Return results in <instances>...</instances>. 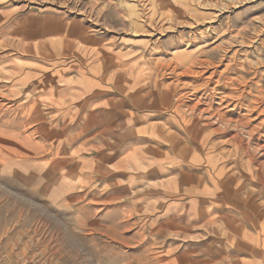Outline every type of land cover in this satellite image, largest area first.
Returning <instances> with one entry per match:
<instances>
[{
	"label": "rangeland",
	"instance_id": "obj_1",
	"mask_svg": "<svg viewBox=\"0 0 264 264\" xmlns=\"http://www.w3.org/2000/svg\"><path fill=\"white\" fill-rule=\"evenodd\" d=\"M217 8L224 11L218 14ZM261 22L264 23V0H152L149 6L144 0H0V57H9V50L11 57L18 62L11 65L17 73L12 72L9 76L11 80L26 84L18 88L21 93L19 100L26 97L27 86H34L35 93L39 94L37 96L44 94V88L50 90L49 82L43 83V80L56 72L59 76L54 78L58 80L53 85H58L59 81L61 87L77 84L87 94L83 96L89 97L107 87L97 71L113 70L115 78L122 74L127 84L129 78L135 80V89L139 87L146 94L144 97L150 106L139 112L141 116L156 113L153 111L156 108V114L161 112L166 115L160 116V119L164 123L170 122L171 125L168 123L165 128L172 127L170 130L173 131L164 134L177 144L172 152L167 145L169 141L158 138L164 149H160L163 151L162 158L157 162L162 169L161 182L156 189L135 188L142 183L140 174L150 169V163L142 161L140 155L127 152L134 149L130 135L119 146L106 150L108 155L115 156L112 162L114 171L126 176L125 179L120 177L115 183L117 186H112L106 177L93 179L94 173L86 177L88 170H84L82 174L89 180H83L84 186L80 191L78 186L62 183L59 167L64 168V161L70 159L64 160V154L59 152L74 148L73 151L81 150V155L92 160L95 153L94 133H79L81 138L67 147V141L74 142L73 137L78 133H43L42 120L36 114L40 113L39 106L34 122L26 121L23 106L15 105L8 111H0V180L16 185L18 190L14 194L17 200L0 202L2 263L145 264V261L151 264L147 259L151 260L159 252V256L164 255V264H171L170 261L176 260L178 254L187 253L186 257L190 260H197L209 253L211 248H219V243H225L227 240L217 233V227L202 228L205 221L200 219V222L194 223L195 216L203 213L206 218L218 211L217 214H220L222 211L216 210L218 204L230 208V215L239 211L236 197L229 196L225 191L223 181L226 179L230 178L229 188L235 189L240 198L252 196L260 189L253 182L251 185L245 182L248 167L244 162L248 159L233 143L225 142L228 140L225 135L197 132L194 115L189 112L186 115L175 113L177 104L187 111L195 99H201L204 108H211L213 113L220 112L222 108L217 97L219 91L213 99L211 94L210 100L209 88L205 85L206 75L201 78L193 74L179 76L178 73L192 65L195 66L192 70L199 72L202 67L207 71L225 70L230 54L224 58V48L214 50L217 43H213L218 40V34L224 39L221 41L229 40L225 47L230 49L229 44L234 46L239 67L247 68L253 62L250 63L253 67L264 70V28H258ZM66 23L69 24L67 32L64 31ZM44 27L50 29L44 32ZM15 30H18V38L11 37L16 35ZM64 33L75 34L76 45L72 44L71 48L62 46ZM45 34L47 36L43 37ZM258 36L257 45L254 39ZM33 37L36 39L34 43H26ZM45 42L49 47L46 57L40 48ZM27 45L35 51L32 58L23 54ZM179 58L184 62L182 65ZM171 66L176 67V74L170 76L164 71L173 69ZM228 66L233 68L228 72L231 76L234 66L238 65ZM91 71H95V75ZM0 74L4 75L3 72ZM1 78L4 79V76ZM169 82H175L170 92L177 98L173 97L170 101L156 99V95L160 97L163 90L161 84ZM193 86L197 87L194 92L191 91ZM152 94L154 99L149 97ZM81 99L82 96L78 95L77 100ZM84 113L87 114L88 110ZM29 117L27 114V119ZM79 118L78 130H81L85 120L81 116ZM166 118L168 120H164ZM30 126L34 129L27 130ZM82 145L85 146L81 148ZM68 155L74 158L71 152ZM210 157L213 159H208ZM48 162L51 165L49 170L44 168ZM174 162L179 166L178 172L173 171L175 175L172 177L166 176L170 174V166ZM119 163L124 165L117 168ZM125 164L132 168H127ZM130 174L131 179H127ZM125 183L134 191L123 190ZM4 189V193H11ZM153 192H157L158 201L149 204L154 198L155 194L150 196ZM75 194L77 197H74ZM145 201L148 208L142 210ZM242 204L245 211L247 206L243 201ZM155 213L161 215L155 219L152 216ZM219 224L220 219H217ZM194 226L201 229H192ZM224 256L227 257V254ZM177 260L172 264H180L181 261ZM183 264H191V261Z\"/></svg>",
	"mask_w": 264,
	"mask_h": 264
},
{
	"label": "crops",
	"instance_id": "obj_2",
	"mask_svg": "<svg viewBox=\"0 0 264 264\" xmlns=\"http://www.w3.org/2000/svg\"><path fill=\"white\" fill-rule=\"evenodd\" d=\"M27 18V17H26ZM28 21V18L26 19ZM65 32L69 30V24H65ZM47 27H44V32L47 31ZM82 32H84V29L80 28ZM14 31V30H13ZM27 32V31H26ZM80 32V31H79ZM31 33V32H27ZM48 35L50 38L52 35L51 32ZM14 36H11L12 38H18V30H15ZM47 36L46 34L43 35V37ZM63 39L61 40L62 46L66 48H71L72 44L76 45V35L75 34H66L64 33ZM75 36V37H74ZM84 36V34L82 35ZM70 37L71 40H73L72 44L67 42V39ZM80 38V37H79ZM39 39V38H38ZM44 39V38H43ZM36 41V39L33 37L32 41L28 40L26 43H31ZM31 45H27L24 48L25 55L30 56L31 58L34 57V49L30 48ZM41 51L43 52L44 56L49 53V47L48 43L45 42L40 45ZM9 57H0V73L3 72V74H0V111H8L11 107L16 106H23L25 107L26 114H23V116H26V121L32 120V122L35 121V115L39 116L42 120V127L44 132L43 133H78L76 136H74V142L67 141L65 146L71 147L73 143H76V141L81 138V135L79 133H94L92 135V139L95 142V146H93V152L94 158L91 160V157H85L84 155H81V150H62L59 152L60 154H64L65 159H70L69 161H64V168L59 167L60 174H61V180L62 183L65 186H69L73 184L75 187H80V191H82L81 187L84 186L83 180L84 174L82 172L84 170H88L85 172V176H90L94 173V176L92 177L95 179V177H106L108 178V181L110 182L112 186H117L115 183L122 177V179H125L126 176L121 175L117 171H114L113 166L115 160L114 155H108L106 151L107 148H112V146H119L123 143V139L125 137L132 136L133 144L132 147L134 148L133 151L130 149L127 150V152H132L131 154L140 155L142 161L149 162L150 164L148 169L147 163H145V168L148 169L144 173L140 174V182H142L139 186H135V188L139 187V189H143L144 187H148L149 189H156L158 186V182H161L160 174L162 167L160 166V163L157 164L159 160L162 158V152L160 149H164V146H162V143L158 141V138H163L164 141L167 142L168 147L170 148V151L173 152V149L176 148L177 144H174L170 139V137L165 136V133H169L168 130H166V126H168V123L162 122L160 119L161 117H165L166 115L162 114L161 112L156 114L158 109H153L156 113H150L147 114L149 116H141L139 112L142 110H145L150 104H148L144 96L146 95L144 91L139 90V87L135 89L134 82L135 80L129 78L128 84L125 83L124 75L119 74V77L115 78L114 71L108 72V71H97V75H100L102 78V81H106V86L104 87L102 91L94 92V94L90 95L89 97L83 96L84 89L81 87H78L77 84H70L72 87H65L66 85H63L64 87H61V81H59L58 85H53L55 80H58L54 78L56 76H59V73H51L50 75H47L44 77L43 83H48L51 87L50 90L48 88H44L46 91H44V94L42 96H37L39 94L35 93L34 86H27L29 89L25 93V98H22L19 100L21 93H19V89L22 85H26L24 82L14 81L11 80V76L13 73L16 72L17 69L13 68L11 69V65L13 62L17 64L18 62L11 57L12 54L8 50ZM5 59V60H3ZM179 63L181 65L184 63L179 58ZM17 66V65H16ZM51 68V67H49ZM92 70V67H91ZM119 71V70H118ZM125 72L126 70H120ZM13 72V73H12ZM49 72V70L47 71ZM141 72V71H140ZM12 73V74H10ZM17 73V72H16ZM92 74L95 75V71H91ZM109 73V74H108ZM129 74V73H128ZM4 76V79L1 77ZM120 77H123L120 79ZM114 78V81L113 79ZM116 80V81H115ZM94 83V81H92ZM92 84V83H91ZM116 84V89H115ZM133 84V86H132ZM19 93V94H18ZM88 93V92H87ZM81 95L82 99L77 100V96ZM87 95V94H86ZM37 96V97H36ZM156 95V99L161 100L160 97ZM150 99H154V95L149 96ZM68 100V101H67ZM163 101H168V99H163ZM67 101V102H66ZM38 106L40 107V113L35 111L38 109ZM88 110V113L85 114L84 112ZM79 112V113H78ZM27 114L30 116L27 119ZM79 114V115H78ZM83 114V116H82ZM22 116V117H23ZM82 117L85 120V125L83 129L78 130L80 118ZM79 119V120H78ZM167 120V118H166ZM75 122V123H74ZM133 122V123H132ZM70 123H72L70 125ZM159 123V124H158ZM122 124H125L123 127ZM156 124V125H155ZM158 124V125H157ZM162 125L163 127H161ZM165 125V126H164ZM171 125V123H170ZM56 127L58 130H56ZM72 127V128H71ZM157 127V128H156ZM68 128V129H67ZM171 128V127H170ZM28 129H34V126H30ZM131 132H134L135 134H132ZM35 133V130L34 132ZM116 136V137H115ZM169 138V139H168ZM168 139V140H167ZM85 145L80 146L81 148ZM138 147L137 150H135ZM142 149V150H141ZM74 154V158L71 159V157L68 154ZM125 154V150L123 152ZM124 156V155H123ZM156 157V158H155ZM134 159L136 157H133ZM132 158V159H133ZM90 159V160H89ZM130 158L128 157V160ZM146 159V160H145ZM167 159V158H166ZM129 162V161H128ZM170 166L173 170L170 168V174L168 173L166 176H173L175 173L178 172V164L176 162L171 163ZM124 163H119L118 167H122ZM127 168H132L131 165L125 164ZM47 170L51 169L50 162L46 163L44 166ZM164 169V168H163ZM177 170V171H176ZM183 170V169H182ZM187 170V169H186ZM174 171V172H173ZM182 172V171H181ZM166 173V172H165ZM131 174L128 175L127 179L130 178ZM144 176V179H143ZM183 177V176H182ZM133 178V177H132ZM89 179H86V182ZM139 183V182H138ZM9 190L11 193H4L5 189ZM123 190L125 191H134L131 186H127V184H123ZM16 185H13L12 183L4 182L0 180V202L3 203L5 201H8V199L13 200L16 197L14 194L17 192ZM155 194V195H154ZM157 192H153L151 195H154L153 200L149 201V204L151 202L158 201V197L156 196ZM166 194V193H165ZM81 194H78L80 196ZM74 197H77L75 194ZM17 200V199H16ZM153 204V203H152ZM147 202L145 201V204L141 206V209H147ZM222 210L220 214H209V217H214L216 215L226 216V217H236L240 218L239 211L234 212V215H230L231 211L230 208H225L224 204L220 205L218 204L216 207V210ZM226 211V212H225ZM189 213V212H188ZM224 213H227L226 215ZM160 213H155L152 216L158 218ZM161 215V214H160ZM170 215V213H169ZM168 215V216H169ZM165 216L164 218L168 217ZM196 217H200V215L195 216L194 223H197ZM190 219H192V216H189ZM163 220V218H162ZM200 222V221H199ZM195 227V226H194ZM249 232L255 233L252 229H248ZM218 233V232H217ZM221 234V233H218ZM222 239L227 240L225 236L221 235ZM171 244V243H169ZM224 244L226 247H224ZM228 244V245H227ZM214 246V244L212 243ZM211 245V246H212ZM219 248L216 247L215 249L211 248V251L203 254L201 258H198L197 260H190L188 257H186L188 254L184 253L182 255L178 254L176 260L181 261L180 264L188 263L191 261V264H198L203 262L204 264H238L239 262H244L242 264H249L253 260L252 255L250 253L241 251L240 249H237L234 246H231V243H228V240L225 243H219ZM173 247V245H172ZM224 247V248H223ZM158 247H156V250ZM226 252H224V250ZM238 251V252H236ZM158 252V251H157ZM178 252V251H177ZM184 252V250H183ZM159 253V252H158ZM156 253L155 257H153L151 260L147 259L149 263L151 264H164L166 261L164 260V255L159 256V254ZM225 253L227 254V260L225 259ZM242 253L241 255H239ZM158 254V255H157ZM245 254V255H244ZM168 257V255H167ZM198 257V256H197ZM233 258V259H231ZM224 259V260H223ZM140 261L143 259H139ZM174 260V261H176ZM139 261V262H140ZM174 261H170L174 263ZM221 262V263H220ZM146 264V262L144 261ZM0 264L2 263V260L0 259ZM143 264V263H141Z\"/></svg>",
	"mask_w": 264,
	"mask_h": 264
},
{
	"label": "bare ground",
	"instance_id": "obj_3",
	"mask_svg": "<svg viewBox=\"0 0 264 264\" xmlns=\"http://www.w3.org/2000/svg\"><path fill=\"white\" fill-rule=\"evenodd\" d=\"M151 2H152V0H144V3H147L148 6H149V3H151ZM216 11L218 14H221L224 10H223V8H219ZM216 14H215V16H216ZM154 16H155V14H154ZM208 19H210V18L208 17ZM208 19H206V20H208ZM202 20H204V19H202ZM196 22H197V20H196ZM258 28H260L262 30L264 28V23L261 22L260 25L258 26ZM245 30H246V28H245ZM208 31H211V28H208ZM217 36H218V40L215 39L216 41H214V43H213V44L217 43V45L214 47V50L219 51V50L224 48V55H223L224 58L226 57V55L228 57V54H230L229 59H228L229 61H228V63H226L227 65H224L225 70L218 72L216 69H212V70L208 69V71H207V70H205V67H202V69L199 68V69H201V71L199 72V71L192 70V67L194 66V65H192V67H186L185 70H183L182 73H178V75L179 76H185L186 74H189V75L193 74V75H195L197 77H201V78L203 75H206L205 85L209 88L210 100H211V94H212V99H213L217 96V93L219 91L218 94L220 96L218 95L217 97H219V101H218L219 106L222 107L221 111L218 110L220 112L213 113L210 110L211 108H209V109L204 108L203 104L200 102L201 99L200 100L198 99L199 101H197L195 98H194L195 100H194V103L192 104L191 108L188 107L187 111H184L182 109L183 108L182 105H180V104H177L174 107V110H175V113H177V114H183L184 113V115H186L189 112L190 114L194 115V117L196 118V120H195L196 124L194 126V129L197 132L202 131L204 133H215V134L221 133L222 135H225V137L228 139V140H225V142L226 143H230V142L233 143L236 146V149L242 151V154H244V156H246L248 159V161L244 162V164L246 163V166L248 167V174H247V176H245V178H246L245 182H247L248 184H250L251 182L255 183L259 187L260 190L255 191V193H257V196L254 193V194H252V196L248 195L247 197L242 196L240 198L239 194H237V192L235 193V189L231 190L229 188L230 184H228V183L231 182L230 178H229V180L226 179L225 182L223 181V184L225 186V191L228 193L229 196H231V197L235 196L236 197L237 200H235V202H236V206L239 208L240 218L238 219L236 217L231 218V217H226V216H221V217L205 216L206 218H204L205 214L203 215V213L200 214L199 218L198 217H196V218L199 221H200V219H201V221H205L204 222L205 224L202 225V228L203 227L206 228L208 226L217 227L216 231L218 233H221L220 235L223 234L225 236V238H227L228 243L232 244L231 246H234L237 249H240L241 251H244V252L248 251V253H250L252 255V258H253V260L251 262H249V264H264V70L256 69L255 67H253L254 65L253 66L251 65L253 62L252 63L250 62L251 64L249 63L247 68L242 69L241 67H239L240 65L238 64L239 62L237 61L238 60L237 59L238 54L233 49L234 46L232 44H229L230 49L227 46L225 47L224 45L227 44L229 40L228 41L226 40L225 42H223L221 40H224V39H222L221 35L218 34ZM66 39H67L68 43L72 44L73 40H71L70 37H68ZM259 40H260L259 36H258V38H255L254 39L255 44L258 45ZM263 41H262V43H263ZM220 47H222V48L220 49ZM260 59H262V57H260ZM197 60H199V59H197ZM208 62H209V60H208ZM194 63H196V62H194ZM246 63H247V61H246ZM257 63H259V62H257ZM209 64L211 65L210 62L208 63V66H209ZM228 64L238 65V66H234L235 71L233 70L234 74H232L233 73L232 72L231 76H229L228 72L232 71L233 68L232 69L229 68ZM213 66H215V65L213 64ZM216 66H218V64ZM161 67H163V66H161ZM167 67H168V65H167ZM176 67H177V65H176ZM176 67H174V68L172 67L173 69H171V68L166 69V71H164L165 74L166 73H167V75L176 74L175 73ZM163 69H165V68H163ZM123 74H125V73H123ZM247 75L249 76V78ZM121 78H123V77H120V79ZM203 78H204V76H203ZM172 79H174V77ZM149 82H150V80H149ZM198 82H199V80H198ZM169 83L168 84L162 83L161 86H163V90L160 92V98L161 99L163 98L164 100L168 99V101H170V99H172L173 97H176L174 95V93L170 92V89H171V87H173L175 85V82L174 83L169 82ZM184 83H186V82H184ZM189 83H191V81ZM216 83L218 84L217 86L215 85ZM177 84H179V83L177 82L176 86H177ZM149 85H150V83H149ZM184 85H182V86H184ZM196 85H198V84H196ZM187 86H188V84H186V87ZM198 87H199V85H198ZM200 87H202V86H200ZM156 89H157V87H156ZM159 89H160V87H159ZM195 90H197V87L193 86L191 91L194 92ZM204 90H206V89H204ZM180 93L182 94V92H180ZM197 93H198V91H197ZM190 95L192 96L193 94L190 93ZM210 107H211V105H210ZM217 109H219V108H217ZM164 120H166V119H164ZM195 121H194V123H195ZM179 123H180V121H179ZM124 125L125 124H122L121 127H123ZM160 126L163 127L162 125H160ZM169 130H168V132H169ZM190 131H192L191 128H190ZM131 133L135 134L134 132H131ZM183 148L186 149V147H184V146H183ZM226 154H227V152H226ZM228 156H230V155H228ZM208 159H213V157H210ZM240 161H244V160H240ZM186 163H188V162H186ZM234 166H236V165H234ZM242 166H244V165H242ZM242 168H244V167H242ZM226 169H227V167H226ZM233 170H234V168H233ZM244 172H246V171H244ZM176 175H179V173ZM176 178H178V177H176ZM245 188H248V187H245ZM242 189H243V186L240 187L239 190L241 191ZM246 191H247V189H246ZM243 193H246V192H243ZM180 195H182V194H180ZM242 201L247 206L245 211L243 209L244 205L242 204ZM220 211H222V210H220ZM214 212H216V211H214ZM218 212H216V214ZM217 219H220L219 225H217ZM197 228H200V226L192 227V229H197ZM249 228L252 229L255 233L253 234V233L249 232L248 231ZM241 254L242 253H240L239 255H241ZM225 258H227V257H225ZM231 259H233V258H231ZM242 263H244V262H239L238 264H242Z\"/></svg>",
	"mask_w": 264,
	"mask_h": 264
}]
</instances>
